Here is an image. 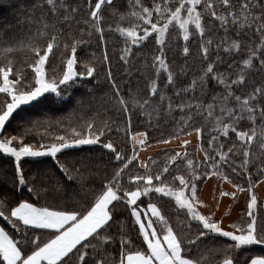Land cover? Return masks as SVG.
Wrapping results in <instances>:
<instances>
[{
    "label": "snow or ice",
    "instance_id": "obj_1",
    "mask_svg": "<svg viewBox=\"0 0 264 264\" xmlns=\"http://www.w3.org/2000/svg\"><path fill=\"white\" fill-rule=\"evenodd\" d=\"M87 3L86 13L80 17V8L74 0H41L33 7V19L26 21L25 38H13L9 36L10 29H0L3 33L0 37V94L3 96L0 100V154L11 158L14 167L12 173H0V218L15 230L10 234L0 227V264H207L217 253L224 258L213 264H264L262 256L237 259L238 251H247L248 246H264V221L256 211L259 202L254 192L256 184L264 183V164L256 168L255 174L262 179L255 183L250 167L264 160V84L246 94L243 91L253 69L264 78V0H128L126 12H118L116 0H87ZM45 7L48 11L36 18V8ZM105 8L118 17L115 27L111 23L105 26ZM173 29L177 31L174 33ZM220 30L224 35L219 40L214 39ZM107 33H117L122 38L124 46L119 49V60L129 72L134 68L139 71L134 63L138 59L137 50L154 41L157 48L151 56V67L157 79L150 82L147 98L138 93H122L109 68L107 79L119 122L111 119L97 127L94 121H89L81 125L80 130L73 127L68 135H56L50 143L45 142L44 136H39L38 142H29L32 128L28 127L14 135H3L12 119L18 116L23 119L21 114L26 107L48 97L61 98L62 92L71 89L78 80L94 76L96 68L89 63L83 65L85 71L78 70L77 55L82 46L91 44L93 37L97 38L98 45L105 46L102 59L110 63ZM231 33H235L234 38ZM180 38L185 42L182 48L185 60L192 54L190 44H198L197 57L202 65L199 75L183 87L178 85L186 76L187 64L177 71L167 59L174 44L179 48ZM57 52L60 63L53 66ZM241 53L245 54L242 59ZM17 54L23 57L21 67H17L13 58ZM225 56L232 62L221 72L219 66L226 63ZM162 74H166V87L174 88L178 103L159 87L158 79ZM212 82L220 91L209 99ZM157 95L159 101L154 103ZM136 110L146 115L149 123L153 113L157 123L161 118L167 123L173 113H181L178 121L181 127L157 143L169 145L179 141L185 151L167 155L163 167L155 172L153 169L159 161L152 157L141 160L139 156L140 151L149 147V135L147 131H133L132 116ZM245 120L251 123L250 128L243 126ZM197 121H201L199 126ZM28 123L33 128L38 124ZM189 127L193 131H186ZM206 128L210 136L207 148L203 144L196 145V151L204 153L203 159L189 158L187 148L191 141L186 137L194 132L200 140ZM121 132L131 144V155H127V149L118 150L114 142L107 139ZM180 133H185V137ZM230 133H234L235 141L224 151L220 140L230 138ZM257 140L260 141L259 155L253 152ZM236 142L239 149L234 152ZM82 145H99L120 164L111 179L105 177L100 191L91 200L84 192L80 206L73 203L55 207L38 203L42 195L58 198L66 185L46 183L47 173L27 176L23 162L50 157L68 181L79 178L83 187L84 176L80 170L69 174V169L58 159V154ZM241 154L243 159L239 163L232 159ZM136 161L143 174H129L126 186L125 173ZM178 162L185 164L187 174L175 175L168 181L167 175ZM241 173L248 177L247 188L234 182ZM204 176L216 177L235 189L228 192L221 188L220 197L235 199L237 192L248 193L246 214L240 222L228 225V230L223 218H214L215 212L204 214L201 211L209 208L198 195L197 182ZM22 188L35 195L37 202L14 199L15 192ZM153 196L174 200L175 212L178 217L182 213L186 220L177 218L175 224L170 222L162 207L151 202ZM143 197L150 200L146 208L139 206ZM121 203L125 209H131L134 225H138L137 238H142L141 246L125 232V222L116 219L122 211L117 206ZM216 207L219 208V201ZM194 224L196 234L192 235ZM114 226L118 228V237L112 232ZM209 237L226 238L227 242L200 254L207 247L204 241ZM117 238L118 258L114 254L117 249L113 247Z\"/></svg>",
    "mask_w": 264,
    "mask_h": 264
},
{
    "label": "trees",
    "instance_id": "obj_2",
    "mask_svg": "<svg viewBox=\"0 0 264 264\" xmlns=\"http://www.w3.org/2000/svg\"><path fill=\"white\" fill-rule=\"evenodd\" d=\"M40 2L41 0H0V29H10L9 36L13 38H25L27 35L26 21L33 19V16L31 15L33 7ZM74 2L75 5L80 8L79 16H84L88 7L87 0H74ZM127 3L128 0H116L115 7L118 12L128 11ZM8 9L10 13L3 15V12ZM47 11V7L43 9L36 8L35 17L38 18L42 12ZM110 13L111 10L108 8H105L103 11L105 26L111 23L112 26L115 27L118 17L112 16ZM49 19H52V17L49 16ZM172 31L175 33L177 30L173 29ZM223 35V31L220 30L213 38L219 40V37ZM230 35H232L233 38L235 37V33H231ZM0 37H3L2 32H0ZM85 39H87V37H85ZM106 39L108 41L107 51L110 57V63H105L102 59L105 46L103 44L98 45L97 38L93 37L91 44L82 46V48L78 50L77 55L79 60L78 70L85 71L83 65L85 63H89L96 68L94 76L92 78L78 80L77 84L73 85L71 89H67L62 92L61 98L53 99L52 97H48L41 99L38 103H34L31 106L26 107L25 112L21 114L23 119L19 116L12 119L4 129L3 135H14L17 132H21L24 127H28L32 128L29 142H38L39 136H44L45 142L50 143L56 135H68L70 134V129L73 127L80 130V126L89 121H94L97 127H100L104 121L111 119H117L119 122L118 114L114 110L112 89L110 88V82L107 79V72L109 68L111 69L116 82L120 85L122 93L126 95L129 92L134 95L138 93L141 97L147 98L150 95V82L157 79L156 74L151 67V56L157 48L154 41L147 42L146 46L137 50L138 59H136L134 63L136 68H139V71H136L134 68L131 72H129L126 66H124L119 60V49L124 46L122 38H120L117 33H107ZM177 43L179 48H177L174 44L172 50L167 53V59L177 71L181 65L187 64L186 76L181 78V82L178 85L183 87L190 84L194 76L199 75L202 65L197 57V43L193 42L190 44L192 54L187 58V60H185V57L182 54V48L185 42L182 38H180ZM256 43H259L258 39L256 40ZM221 53L223 54V49H221ZM215 54V48L213 47V59L215 58ZM244 56V53L240 54L241 59L244 58ZM13 58L17 63V67L23 66V57L21 55L17 54ZM225 60L226 63L219 66V70L221 72L226 71L227 63L232 62L231 60H228L227 56H225ZM59 63V52H57L56 57L52 60V65L56 66ZM27 71L30 72V69ZM232 78H236L235 74H233ZM165 82L166 74H162L158 79L159 87L165 90L168 96H173L174 102L178 103L179 100L174 97V88L171 86L166 87ZM260 84H264V78L261 77L260 72L253 69V71L249 74L248 83L245 85L243 91L246 94L247 92L252 91L255 86ZM209 90L210 99V96L214 92L220 91V88L215 85V82H212L209 85ZM191 95L193 94L189 93V96ZM195 95H199V90L195 93ZM2 99L3 96L0 94V100ZM158 101L159 96L157 95L154 103ZM205 102L207 103L208 101L206 100ZM164 106H167V102H165ZM180 116L181 113L176 111L167 118V123L163 118H161L159 123H157V118L155 113H153V119L151 123H149L148 117L146 115H141L139 110H136L135 114L132 116L133 131H147L149 135L148 143L150 147L152 145L159 144L157 141L160 139H167L171 134L176 132L177 128L181 127L178 123ZM28 121H35L38 122V124L35 128H33L32 124L28 123ZM200 123L201 121H197V126H199ZM243 126L245 128H250L252 125L250 122L245 120L243 122ZM186 131H193V129L189 127ZM180 135L182 138L185 137V133H180ZM107 139H111L115 146H117L118 150L124 151L127 149V155H131V144L123 132L118 134L114 133L108 136ZM208 139H210V136L208 135V129L206 128L204 136L200 140L197 139V144H203V146L207 148L206 141ZM234 141V133H230V138L221 137L220 142L224 144V151H227L228 148L233 145ZM197 144H189L187 148V151L190 153L189 158L202 160L204 153L196 151ZM236 144L237 147L233 149L234 152L239 149V142H236ZM259 144L260 141L257 140V142L253 145V152L258 155L260 153ZM149 147L140 151L139 156L141 160L147 161L148 157H152L153 159L159 161L158 166L153 169L154 172L163 167V163L167 155L174 154L176 151H185L183 147L181 150L174 147H162L152 153L148 150ZM166 149L170 150V152L166 151ZM58 159L60 163L65 164L69 169V174H74L76 169L80 170L81 174L84 176L83 187H81V181L79 178L68 181L50 157H42L38 158V160H26L23 162L22 166L27 176L31 177L37 172L47 173L48 178L46 183L59 182L60 185H66V190L62 188L58 198L54 199L50 195H42L41 199L38 201L40 204H51L55 207H63L65 205L71 206L73 203H76L77 206H80V203L84 200L83 193H88V200L93 199L94 195L100 191L102 184L105 182V177L111 179L114 170L120 166V164L115 161L114 157L110 156L107 151L103 150L99 145H82L78 148L65 150L63 153L58 154ZM232 159H235L236 162L239 163L243 157L241 154L240 156H233ZM138 163L139 161L134 162L130 166L128 172L125 173L126 186L129 174H143V169L138 168ZM261 164H264V160H258L255 164L250 166L253 173V183L262 179L261 176L255 174L256 168ZM227 170L230 172V169ZM13 171V160L3 154H0V173H12ZM89 173H91V175H89ZM178 174H187V169L183 162H178V166H172L171 172L167 175L166 179L171 181V178ZM207 177L208 176H204V178L197 182L198 195ZM247 181L248 177L241 173L240 178H236L234 182L247 188ZM133 187L135 186L133 185ZM13 198L18 200L27 199L30 202H37L35 195L29 193L26 188L17 190ZM248 199L249 196L247 193L241 216L237 219L236 223L240 222L242 216L246 214ZM149 202L150 200L148 197H143L139 205L140 208H145ZM151 202L156 203L158 207H162L163 214L166 217H169L170 222L173 224H175L177 218L180 220H186V217L182 213L179 214L178 217V214L175 212L174 200H170L169 198L161 199L157 196H153L151 198ZM258 202L259 207L256 211L259 214L260 220L264 221L263 206L260 198H258ZM117 206L121 208L122 211L118 214L116 219L123 220L125 222V232L134 238V242L137 246H141L142 238H137L138 225H134V218L130 215L131 209H125L123 203ZM0 226L5 228L6 231H9L10 234L15 231L5 220H3V218H0ZM112 232L118 237V228L116 226L113 227ZM195 234L194 224L192 235ZM189 238H191V236H189ZM226 242V238L209 237L204 241V245L207 247H204L200 254L207 253L209 249L218 247L222 243ZM118 246L119 239L117 238L116 244L113 245V247L117 249L114 253L117 258ZM194 255L198 254L194 253ZM209 255H211V253H209ZM255 256L264 257V246H248L247 251H238L237 253V259L239 260ZM223 258V254L217 253L207 262V264H213L214 261H221Z\"/></svg>",
    "mask_w": 264,
    "mask_h": 264
},
{
    "label": "crops",
    "instance_id": "obj_3",
    "mask_svg": "<svg viewBox=\"0 0 264 264\" xmlns=\"http://www.w3.org/2000/svg\"><path fill=\"white\" fill-rule=\"evenodd\" d=\"M186 138L190 139V144H197L198 140L195 133H193L192 136ZM162 147H174L179 150L182 149L180 142L174 141L169 145H152L148 148V150L153 153ZM221 188H223L224 191L228 192L235 191V189L232 188L231 184H228L227 182H222L216 177L208 176L206 178L200 189L199 196L205 204L209 205V208H202L201 211L204 214H208L209 211L215 212L214 218L217 220L223 218L224 227L226 230H228V225L236 223L237 219L241 216L242 209L245 204V197L247 191L237 192L235 199H233L231 196L220 197L219 193ZM254 192L257 197L260 198V200L262 201L264 214V183L256 184V186L254 187ZM216 201H219L218 209L216 207ZM225 213H227V215H225Z\"/></svg>",
    "mask_w": 264,
    "mask_h": 264
},
{
    "label": "rangeland",
    "instance_id": "obj_4",
    "mask_svg": "<svg viewBox=\"0 0 264 264\" xmlns=\"http://www.w3.org/2000/svg\"><path fill=\"white\" fill-rule=\"evenodd\" d=\"M10 13V11H9V9L8 10H5L4 12H3V15H5V14H9ZM189 152V151H188Z\"/></svg>",
    "mask_w": 264,
    "mask_h": 264
}]
</instances>
